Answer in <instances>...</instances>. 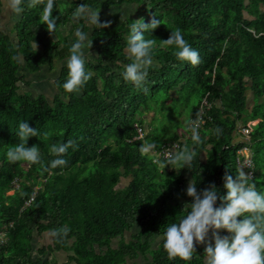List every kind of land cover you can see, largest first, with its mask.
<instances>
[{
	"label": "trees",
	"instance_id": "trees-1",
	"mask_svg": "<svg viewBox=\"0 0 264 264\" xmlns=\"http://www.w3.org/2000/svg\"><path fill=\"white\" fill-rule=\"evenodd\" d=\"M46 2L29 7L30 0H23V11L12 27L0 28V229L6 232L0 238V264H66L55 256L57 249L67 250L77 264H205V243L194 242L191 260L184 261L168 255L163 235L187 214L183 206L191 202L186 195L190 180L198 191L215 183L220 196L227 194L223 176L227 172L235 179L243 168L237 156L245 144L252 149L250 183L264 193V0H54L53 16L59 17L55 32L81 4L100 11L101 22L108 20L105 11L112 5L135 2L142 8L124 17L114 11L108 28L90 26L95 52L85 58V71L92 73L91 79L79 91L67 93L63 84L69 70L67 63L61 64L51 101L44 92L20 88L22 82H30L27 70L36 71L45 63L52 66L54 56H65L70 47L65 37L58 47L60 38L42 24ZM153 18L161 24L144 33L145 39H156L153 63L146 83L137 88L123 77L125 65L132 62L126 52L130 26L138 21L149 24ZM80 21L81 29L89 27L85 18ZM177 28L198 51V65L178 60L174 46L161 44ZM248 87L253 90L250 105ZM193 95L191 117L197 115L203 96L210 105L198 127L201 142H194L191 134L176 150L187 146L195 151L191 167L162 168L159 162L167 158L139 150L147 137L138 134L144 122L140 111H159L171 99L189 104ZM253 118L257 120L246 139L238 130L239 120ZM25 121L39 132L29 137L27 146L39 147L41 163L7 159L8 148L19 143V124ZM217 127L222 133H216ZM180 136L172 134L175 141ZM69 139L76 146L63 154L67 164L45 170L56 158L51 146ZM122 175L128 180L117 185ZM221 204L218 199L214 207ZM134 225L137 229L125 240V231ZM63 226L70 228L67 237L51 235L33 254L34 232ZM157 233L161 237L153 245ZM117 236V245H110ZM137 252L148 253L147 259L126 261V255Z\"/></svg>",
	"mask_w": 264,
	"mask_h": 264
},
{
	"label": "clouds",
	"instance_id": "clouds-1",
	"mask_svg": "<svg viewBox=\"0 0 264 264\" xmlns=\"http://www.w3.org/2000/svg\"><path fill=\"white\" fill-rule=\"evenodd\" d=\"M23 0H8L9 9L20 14L23 11ZM43 3V0H30L29 7H35ZM54 0H47L44 5L41 20L45 24L49 33H54L59 17L53 16ZM99 12L93 10L86 4L76 7L74 17L85 18L86 21L97 26V28H108L112 21H100ZM161 24L159 19L153 18L149 24L142 21L131 25V35L127 41L126 52L131 59V63L125 65L123 77L125 81L132 82L135 87L142 88L146 83L147 68L153 63L151 51L156 39H145V32L154 30ZM143 28V32L139 29ZM152 32V31H151ZM76 41L70 47V56L67 60L68 79L63 84L67 93L79 91V89L92 77V73L85 71V48L92 47V41L82 30L75 31ZM162 45L174 46V55L178 60L188 61L191 65H198L201 60L198 51L193 49L186 41L182 30L177 28L170 32L169 38L160 40ZM198 119L190 122L191 139L201 142L198 132ZM217 134L222 133V129H215ZM19 143L11 145L6 156L9 162L26 161L31 164L41 163L38 146H27L29 137H38L36 128L29 126L27 121L19 124L16 132ZM75 141L69 139L63 144H53L50 152L56 156L50 161V165L45 166V170L65 166L67 161L62 158L69 148H74ZM157 147L155 142H145L141 144L139 150L142 154L152 152ZM169 165H179L182 168H190L196 155L195 151L185 146L182 150L176 151L174 148L166 154ZM240 168L235 175V179L227 172L223 176V187L227 190L224 196L219 195L215 183L207 188L197 190V184L189 181L186 188V195L191 198L190 203H186L183 209L187 210L186 215H182L178 222L171 223L163 235V247L170 257H179L181 260H191L193 256L194 242L204 244L211 230V238L214 243L208 242L204 249L205 264H264V193L257 192L256 185L250 183L252 177ZM220 199V207H214ZM250 215H245V214ZM238 217H243L238 221ZM224 229L230 235L221 236L218 230ZM70 228L63 226L53 229L51 235L60 240L68 236Z\"/></svg>",
	"mask_w": 264,
	"mask_h": 264
},
{
	"label": "rangeland",
	"instance_id": "rangeland-1",
	"mask_svg": "<svg viewBox=\"0 0 264 264\" xmlns=\"http://www.w3.org/2000/svg\"><path fill=\"white\" fill-rule=\"evenodd\" d=\"M142 8L141 5L136 4L135 2H124L120 5H112L111 7L106 8L105 11V17L109 20L112 16L114 11H119L121 13V16H128L132 14H137L138 10ZM173 12H169L167 16L171 18ZM151 12L148 14V17H150ZM18 18V14L12 12L9 9L8 6V0H1L0 2V28H6L9 29L12 27L14 20ZM80 18L77 19L73 16L71 20L63 22L58 30L53 34L54 38H60V41L58 43V47L63 46L64 40L63 37L66 38V44L71 45L76 41L75 37V31L77 29L82 30L85 34L88 35L89 40L90 38V29L91 24H89L86 19L85 23L89 25L88 28L81 29L79 26ZM34 46L36 49L40 50L41 46L37 43H34ZM70 47L68 48L67 54L63 57H60L58 55H55L53 58V65L50 66L48 64H44L40 69L36 71H26L27 78L30 79L29 83L22 82L20 84L21 89H26L31 91L32 93H37L39 91L44 92L49 99V101L52 100L53 93L57 91V84L55 83V78L57 77L59 73V68L61 64L67 63V60L70 56ZM85 58H91L94 55V49L91 47L90 49L85 48ZM24 71L23 69H21ZM251 82V81H250ZM253 90L248 87L247 88V102L250 105L253 102ZM171 93L174 95L177 92L172 89ZM196 99V97L190 96L189 101L190 103L187 104L186 101L177 100V99H171L169 105H163L160 106L159 111H155L153 109H146L142 108L141 113L144 116V122H143V134H146L147 137L145 138V142H155L157 144V147L155 150H153L150 153H153L155 155V158L158 159V150L160 146L164 144H168L169 142H172L175 140L172 137L173 132H176L181 135L182 138H186V125L188 120L191 117V109L190 105L193 103V101ZM170 107V108H169ZM157 114V116H155ZM155 116V118H154ZM204 156V155H203ZM160 166L162 168H169L171 165L168 164V160H163L162 162H159ZM245 169V172H247V168L242 166ZM128 180L127 176H121L117 185H122ZM17 182H14V185H16ZM13 190V187L10 188L8 191L11 192ZM137 229V226L134 225L131 229L126 230L124 233V238L127 240L132 235V232H134ZM51 233L52 231H42V232H34L32 243H33V254L36 255L38 253L37 246L41 244L49 243L51 240ZM6 232L2 229H0V238H5ZM161 237L160 234H155L152 239V244L155 245L158 241V239ZM119 241V236L113 237V239L110 242V245H117ZM208 242L214 243L211 237H208L205 242V247ZM96 248H99L98 244H95ZM55 256L60 261H65L66 264H77L74 262V260L68 255V251L64 249H57L54 251ZM204 254V252H203ZM148 253L143 254L141 252H137L134 256L126 255V261L131 263L132 261H138L143 262L147 259ZM205 258V256H204Z\"/></svg>",
	"mask_w": 264,
	"mask_h": 264
},
{
	"label": "built area",
	"instance_id": "built-area-1",
	"mask_svg": "<svg viewBox=\"0 0 264 264\" xmlns=\"http://www.w3.org/2000/svg\"><path fill=\"white\" fill-rule=\"evenodd\" d=\"M210 105V101L208 100V98L206 96H203L199 105H198V113L199 114V125L201 124V121L203 120V112H204V108L206 106ZM198 117L197 115L194 117H190V119L187 122L186 125V134L187 136L191 135V131H190V122L193 120H197ZM257 118H253V119H249L246 123H242L239 120V124H238V130H240V132H242V134H244V137L247 139L249 138V131L253 128L255 122H256ZM138 129V134L139 135H143V129L141 126L137 127ZM184 140L185 138H182L180 136L179 139H177L176 141L173 140L172 142H169L168 144H164L162 146H160L159 150H158V156L159 157H163V158H167V153H169L173 148L175 150H177L178 147L181 146V140ZM239 155L237 156V161L239 163V166H244L247 168V173L248 174H252V170H251V165H252V149L245 144L243 147H241V149H239ZM29 202V200H28ZM183 264V263H181Z\"/></svg>",
	"mask_w": 264,
	"mask_h": 264
}]
</instances>
